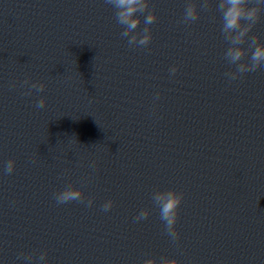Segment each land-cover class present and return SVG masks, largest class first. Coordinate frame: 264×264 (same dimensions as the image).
Instances as JSON below:
<instances>
[{
	"label": "water",
	"instance_id": "1",
	"mask_svg": "<svg viewBox=\"0 0 264 264\" xmlns=\"http://www.w3.org/2000/svg\"><path fill=\"white\" fill-rule=\"evenodd\" d=\"M145 2L122 38L111 0H0V264H264V68L226 76L264 44V5L226 29L223 0ZM69 184L92 205L57 204ZM165 189L183 193L174 241Z\"/></svg>",
	"mask_w": 264,
	"mask_h": 264
},
{
	"label": "clouds",
	"instance_id": "2",
	"mask_svg": "<svg viewBox=\"0 0 264 264\" xmlns=\"http://www.w3.org/2000/svg\"><path fill=\"white\" fill-rule=\"evenodd\" d=\"M111 3L115 7L116 20L117 23L124 26L125 30L121 32L120 36L126 37L128 34L138 26L140 23L139 18L136 13L144 9L147 4L145 0H111ZM259 5H264V0H258V5L249 7L247 0H223V22L226 29H237L241 27V22L243 20L254 21L259 18L260 7ZM186 19L194 20L195 16L193 14L192 8H187L185 10ZM154 16H147L144 19L145 24H151L154 21ZM251 24L248 27H244L242 31L239 32L237 39L242 38L247 31H249ZM152 39L151 32L144 29L140 33L132 35L128 40V46H143L147 45ZM244 54L243 49H230L227 55L231 58L232 62L238 61ZM250 64H239L237 65L235 72L226 74L229 81L235 80L243 73L256 71L258 68H264V44H259L256 46L255 50L251 54ZM177 67H171L169 69L170 75L175 74ZM28 85V91L25 95H30L33 90L39 93L45 88L43 83L33 82L29 83L27 80L23 82ZM159 98V93L156 94L154 99ZM46 98L40 97L35 102V107L37 109H42L46 105ZM3 163L2 171L5 174L13 172L15 168V160L10 159ZM54 199L57 204H64L70 201H80L84 203L85 207L91 206L94 197H85L83 189L76 187L73 184L65 186L62 190L54 194ZM155 200L158 202V214L159 219L163 222L165 233L174 241L178 238L179 233L175 227L178 214L179 206L183 200V193L178 192L175 189H165L160 191L156 196ZM113 206V201L108 200L103 205H101L102 211H108ZM150 215L148 210H141L135 217L136 220H143ZM41 260L44 259L43 255L40 257ZM142 264H181L178 259L169 258H156L146 259Z\"/></svg>",
	"mask_w": 264,
	"mask_h": 264
}]
</instances>
